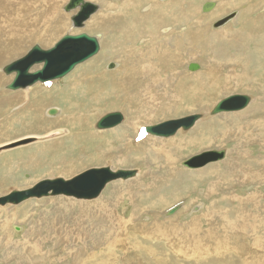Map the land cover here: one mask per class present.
<instances>
[{
  "label": "rangeland",
  "instance_id": "obj_1",
  "mask_svg": "<svg viewBox=\"0 0 264 264\" xmlns=\"http://www.w3.org/2000/svg\"><path fill=\"white\" fill-rule=\"evenodd\" d=\"M49 1L51 0H43L41 3L45 5ZM87 1L100 6L99 7L100 10H98L95 13V15L102 14L110 18L106 20L105 26L102 28L98 27L93 30H89L88 28L86 29L85 26L82 30H79V32L81 33L85 32L90 36H95L97 33L98 34L102 33L104 35V38L102 39L104 43L103 46H106L109 41H113L115 39L116 40L119 39L122 41V43H125L126 45H130V43H128L129 41L127 40V35L124 28L127 25H132L131 23L132 21L129 20L130 19L128 16L129 14H127V12H129L127 9H133L135 10L136 16H138V19H136L137 20L136 23L138 26V33H140V35H136L134 38L137 39L136 48L141 49L140 47L144 46L145 48L144 47L142 48L145 51V55H144L145 57L143 56L142 58V56H137L134 54L132 50L127 51V49L123 47L116 48L115 50L116 57L115 58L111 57L110 59H106L104 65H102L104 70L102 69L101 70L102 72L105 71L106 73L105 77H102L101 79H94L90 83L89 82L88 83L83 82V84L79 83V85H75L76 81L71 80L70 85L68 83L67 85L63 86V88L60 89L58 88L60 87L59 85L62 86L64 85V83H67L66 82L67 79L74 78L73 75L75 73H78L76 71L78 70V68L83 67L84 65H87L88 63L94 61L97 58V56L100 55V53L103 51L102 49L103 47H101V50L96 55V57L94 56V58L89 59L87 62L78 65V67L73 71L74 73L72 72L73 74L71 73L67 75L65 78L61 79L60 81L58 82L53 81L48 85L37 84L35 86L29 87V88L40 87V88L51 89V87L55 84L54 86H57V90H55V92L52 93V98L48 96L49 97L48 101L50 100L57 101L58 106L61 107L63 111L64 109L66 110L69 109L70 112H73V117L71 116L70 117L71 119L68 120L71 121L72 123L70 124L61 123L60 125H56V127H54L57 129L71 128V130H73L72 137L70 139H66L65 143H59V145L56 146H54L55 144L54 141L56 140L60 141L62 138L67 137L68 134L59 132L58 135L48 136L47 138H49V140L39 143L41 144V146L40 145L33 146L38 142V140L29 137L47 135L46 133L49 132L50 126L47 127L48 124H46L44 127L43 126L40 127L35 120V116H33L34 114L31 113V116L28 115L27 111H25L22 108H19V103L11 104L9 101L2 102L3 99L11 100V97H13V95L11 94L19 92L20 89L17 91H12L7 89L8 85L12 82L13 79L9 80L8 82H5V84H1L2 78L8 79L12 76L14 77L13 74L6 75L3 71H1V69L19 59H22V57L24 58L26 55L20 57L19 59L15 58L13 59V61L1 65L0 74L3 77L0 75V144H1L0 145V197L7 196L9 193L13 191H20L30 188L35 184H37L38 182H40L41 180H44V178L45 179L50 178V176H54L55 178L62 177L66 179H71L86 170H90L91 168L102 167V165L105 166V163L108 159L112 160L117 156L125 158V160H127V163L121 166L115 165L116 168L125 169V170H137V174L138 172H140L141 169L145 168V164H146L145 156L147 155V153L150 154L149 147L144 145L138 147L136 150L135 145H137L140 142L146 141L147 139L145 140L140 138L141 135L140 137H138V135L136 136L134 129L131 126H129V124L130 125L137 123L139 125L148 124L146 122L149 120L150 115H148V112H146L147 108L146 105L144 104L145 100L142 97L140 89L145 87V84H147L149 79L143 78L141 77V75L137 76L136 74V73L139 74L141 71H143L145 69L146 64L148 63H151V66L156 70V72L152 74V77H158L160 78V80L165 79V81H167L169 77L167 82L169 83V81H171L170 83L172 86V87L168 86L166 82L165 83L166 85H162V87L160 86L161 87L160 91L158 88H153L152 90L153 93L157 94V92L159 91V97L162 96L163 99L164 98L166 99V96L164 94L168 92L171 96L174 97L173 100L168 101L166 99L163 101L164 103L158 108L157 114L152 118V121L150 122L151 124L149 123L148 125H152V124L157 125L159 123H163L169 120L187 117L191 114H206L211 110V108L216 102L224 99L227 96L234 94H238V95L242 94L250 97H260L261 99L260 102L261 105L263 106L261 112L258 115L257 114L252 115L244 119L243 120L244 126H249V124L251 125L253 123L252 119L254 118H256V120L259 117L264 118V72L261 71V66L256 65L255 68L254 66L250 65V68L252 69L248 71V74H250L251 78L239 81L241 83L239 84L241 87L240 88L237 87L236 90H234L231 88L233 83L228 82L229 78L225 77L226 75L221 76L220 74H218L220 76L217 77L216 73L217 71L220 70L216 68L217 67L216 60L218 59V63L220 64L221 58L215 57L211 49L208 47V44L210 43V39L213 35L211 31L216 28L215 26L219 24L221 20L227 18L228 16L234 15V18L228 21L226 25L230 23V27L232 26L234 32H243L248 36L251 37L255 36V38H253L252 40H245L243 42L245 44L243 48H241L239 45H235L237 46L235 47L234 44H230L229 47H232L230 49L231 52L234 54H239L236 51L238 48L242 51L250 50V52H256L257 51L256 45H259L258 47H260V52L261 53L263 52V55L262 56L254 55L255 58L254 60L256 63L261 62L262 64L264 62L263 61L264 60V51H263L264 29L261 30L263 28L261 27L259 31H262V34H259V31L257 30L256 32L255 30L256 27H254L253 24H251L250 26L247 25L251 23L250 19H258L259 17L262 16L259 19L260 21L258 23H261L264 26V0H184V1L175 0V2L172 4L171 9L169 8V5H167L168 2L171 0H159V1H166L167 11L158 8L155 18L157 19V21H161L162 24L166 26V28L176 27V29H173L174 36H172V33L166 34V36L170 38L171 41L165 39V37L163 36L160 37L163 40V42L161 41V44L166 43V47L163 46L154 47V43L158 42L159 40L157 36L146 34L144 35L145 37L139 38L142 40L138 39V37L142 35L141 32H143V29H148L146 24L149 25V30H152L150 31L151 33L157 34V30H158L157 25H154L153 21H151L150 24L147 23L146 21H141L140 18L142 17V14H145V10H146L144 9L143 6L141 5L132 6V7L124 8L122 10V8L120 7V3H123L126 0H91V1L87 0ZM207 2L218 3V5H216L213 11L218 9L220 6H223L225 8L224 10L225 12L217 15L213 20L210 21L202 20L201 19L202 16L211 13V12L204 13L202 11V6ZM147 5L149 6V4ZM177 11H180L181 14L184 15V19L182 18L181 25L180 24L176 25L174 22V20H176L174 14ZM187 11H189V13H187ZM73 12H75V10ZM46 13H48V11ZM62 13L65 12L62 11ZM73 14L75 13H71L70 15L72 16ZM164 14H166V16H164ZM120 16L122 17L120 18ZM111 17L116 19L115 23L111 21L112 19ZM161 17H165V19L161 20L160 19ZM186 17L187 19H185ZM190 18L192 19L191 21H189ZM236 18L240 19V21L238 23H233L232 21H234ZM64 20H66L65 22L68 21L67 19ZM184 20L188 22V24L186 22H183ZM193 20L201 21V23H196ZM46 22L53 24L51 21L48 20L43 22L41 25V28L43 29H41L39 33H37L38 36L44 31L51 30L47 25H45ZM195 24H201V25H195ZM63 25H64L63 28H65L64 22ZM23 27H25V29L27 28L26 25ZM219 27L221 26H218V28ZM145 31L147 32V30ZM67 32L68 30L62 31L59 34L58 38L55 40L53 46H55L66 35ZM177 35L180 37H178ZM9 39H14V37ZM146 39H148L150 42L146 41ZM37 43L38 42L31 44V46L28 48L32 49L35 45H39L42 49L45 50L53 48V46L49 48H44V46H41V43L38 44ZM161 48H163L164 51ZM122 49H124L123 50L124 52L122 51ZM118 50L122 51L123 53L119 52ZM125 52L126 54L129 53L130 55L125 54L123 56ZM114 55L115 52H113V56ZM212 62H214V64ZM126 63L127 65L124 66L123 64ZM191 63L200 64L201 69L196 72L188 71L187 66ZM110 64H114L115 68L119 69V71L115 73L116 75L112 74L113 76L116 77V78L114 77V79L112 78L113 77L112 75H110L109 77L110 73L115 72L114 71L115 68L113 70H109ZM252 64L254 65L253 61ZM128 65L129 67H127ZM231 67L232 66L230 63L228 66L221 67V69L223 73H228ZM40 68H41L40 65L35 66L33 68V71L39 70ZM122 68H126V71L128 72L127 76H122V74L121 75L118 74L119 72L122 71ZM211 69H213V71ZM208 71L212 72L213 75L210 76L208 74H205ZM238 71H242L241 66L239 67ZM191 74L192 75L200 74V75L197 78H195L194 76H191ZM215 77L217 78L215 79ZM232 79L233 81L236 80L235 78ZM81 85L83 86L81 87ZM74 89L76 90V94L71 93L72 90ZM23 90L24 89H21L20 91ZM41 96H43V94ZM242 111L243 110L239 111L238 113ZM116 112L121 113L124 117V120L120 125L114 128L127 127L128 134L130 135V139H129L130 142L125 147L124 145H122V141L124 140L123 139L121 140V134L118 137H115V135L111 133L114 128H112V130L111 129L107 130L108 133L106 135H100V137L95 136L93 134L97 131V129L95 128V124L98 123V121L103 116ZM233 113L235 112H229L228 115L232 117V115H235ZM40 116L42 117V115ZM219 116L221 115L215 116V118H218ZM207 119L210 120L214 118L206 117L203 119L205 120L204 122L208 121ZM45 120H49V119L45 117ZM212 123L213 122L206 123V125L201 126L202 128H199V132H196L195 136L193 135L194 143L190 145L188 150L187 149L183 150L182 152L183 154L180 153L181 164L180 163L177 164V167L179 168L184 167L183 163H187V161H190L193 157H196L197 155L204 153L206 151H212V150L221 151V150L235 149L236 141L233 138L228 139L229 138L228 137L224 141L222 139H224V136L227 137V134L225 135V132L229 129L230 130L228 131V134L233 136V130L234 129L237 130L239 126L235 127V123L232 120L219 121L217 125L210 126ZM250 130L251 127L247 129V131ZM191 131L192 130L185 133L180 132L179 134L175 135L172 138L164 139L165 141L164 145L166 146V149L175 148L176 139L179 141L191 140L190 139V135L192 133ZM254 133L255 132H253V134ZM73 134L75 135L77 134V137ZM263 136L264 135H262L261 138L262 142H264ZM22 138L23 139L28 138V139L21 140ZM108 141H110L109 145H111V147H113L116 150H113V152L111 153L109 152V154L107 155L105 154L102 155L103 159H100L98 154L104 149V148L102 149L101 146L104 147ZM50 142L51 144L53 143L52 144L53 146L49 145ZM258 143L259 140H256L254 137H252L250 141H248L245 147H247L251 152L254 151L255 152L253 154L254 156H264V150L259 149V146L257 145ZM2 145H4V147ZM115 145L116 147H114ZM106 148H108L107 145ZM152 157L154 159L151 162H149V166L152 168V171H157L160 174L161 182L159 184V188H161V190L159 191L160 193H156L152 191L153 193L151 198L145 199L138 203L144 207L146 206L151 207L150 211L141 214L139 223L141 221L142 223L151 224L149 228H147L146 234H150L154 236L153 237L154 239L143 237L142 235L140 236V238L138 237L139 239L137 238L139 242L146 245V249L149 251L148 254L151 255L150 251L153 252L152 259L150 255L148 256V258L144 257L143 256L144 254L139 251L128 252L127 253L128 256H127L126 254L127 251L125 249H117V253H116L117 262L114 264H159L153 258V256H156L154 255L156 253L157 255H160L162 259L165 261L163 264H245L246 257L250 258L252 262H257V263L261 262L262 264H264L263 248L260 249L258 252H256L253 257V252H252L253 249L249 246L248 240L241 238L237 234H233V236L230 235L229 238L227 237L228 235L225 233V230H228L229 228L225 220H223L225 214H227L226 218L228 221L231 219H235L234 217L239 215L236 213V210L234 212L233 209L238 208L241 205V203L238 199H232L233 196L249 197L254 192H257L256 191L257 184L255 186V184L252 183V181L251 182L244 181L243 184L236 182L235 186L231 188L228 184H230L232 178H230V176L226 175L224 171L221 170V172L219 173V175L220 174L221 175L220 176L218 175L217 178L221 181V185L216 187V193L213 194V196L209 199L205 196L206 190L210 186V183H212L216 179L215 176L216 174H212L213 176H215L214 178L208 176L207 178L204 177L205 179L204 178L194 179L186 176H181V177H185V179L181 178L180 181L169 182L170 179L166 178L167 175L166 170L168 169H166V167H164L162 162H160V165L163 166L166 170L164 168L159 170L158 160L155 159L154 155H152ZM223 161L224 160L217 163L222 165ZM214 165L215 164H213V166ZM207 168H209V166L206 167V169ZM136 176L123 181L134 179L136 178ZM234 178L236 179L237 176L236 177L234 176ZM31 179H35V180L30 181ZM244 184L246 186H244ZM109 189L110 188L105 190L103 195L107 193ZM176 189H178L177 192ZM260 191L264 193V184L260 186ZM51 199L52 200L59 199V197L51 198ZM51 199L50 196L35 198V199L31 198L23 203L15 205V209H18L20 213L21 211H29L32 208L25 209L23 205H25L28 202H37V201H39L38 203H40L41 205V203L50 201ZM89 201L93 202L95 200H89ZM214 201H215L214 214L217 213V216L212 215V218L217 217L216 218L217 220L215 219L216 222H208L204 218V216L207 214L205 213L206 211L205 207L210 206ZM246 204L247 202L245 203V207L246 206L249 207H246L247 209L245 208L246 211H241V213L244 212L245 214L244 216L247 215L246 221L247 222L249 221L251 223H254V221H258V224L261 226L260 223L262 219H263L262 222H264V214H262L264 213V211L261 212L260 215H257L254 211L253 204L251 203H249L248 205ZM7 205L9 204H5V207H8ZM179 205H185L187 211L180 210L172 216L167 215L165 217L166 212H168L170 209L174 208L175 206H179ZM42 206H49L48 202L44 205H41V207ZM131 206L133 205H131L128 202L125 204L124 203L121 204V207L125 209L126 214L128 216H130L133 213V207ZM200 206H202L201 209ZM1 207H3V204L0 203V208ZM122 208H120V212L123 213L124 210ZM191 208L192 209L197 208L199 210L193 213ZM15 209H7L5 211H2V209H0V229L4 228L6 225H8V223L12 221L11 217ZM248 210L249 212H247ZM254 216L258 217L259 219L254 218ZM20 217L22 218V215H20ZM148 218H150V220ZM198 219L200 221V225L198 224L197 226H195V224L198 223L197 222ZM155 223L157 225L153 226ZM209 223L211 225H209ZM13 225H16V227L20 226L25 228L23 230H20V233L15 232L12 227L10 233H8V231L6 230L0 231V241H2V244L4 241L9 240L10 238H14V240L18 241L19 239L22 238L21 234L24 232V230L26 231L27 228L28 230L32 228L31 222H25L24 223L25 226L24 225L21 226L16 223H13ZM198 226L200 227L199 230H197ZM46 230L47 229H43L42 232L38 233L36 236H31L30 239L42 240L43 232H45ZM256 233H258L257 235L258 237L262 238L261 241H264V227H262V229ZM197 234H199V237L194 239V237ZM158 236L159 239H157ZM194 240L197 241V244L194 243L195 245L193 244ZM227 240H230V242H227ZM166 242L170 244L169 247H167L168 245H166L167 244ZM183 242H185V244ZM210 245H213L212 249L216 251V253L214 254L217 255L206 256L208 254H205L206 252L204 250L206 248H209ZM195 246H197L199 251ZM248 246L250 248L249 250L246 248ZM223 247H228L226 250L229 251L225 253V248ZM28 248L30 250H35V246L33 245L28 246ZM41 248H43L42 245L39 246V249ZM230 248H234L233 251ZM55 251L56 250H53V252ZM0 252H5V247H1ZM221 252L224 253L221 254ZM103 253L106 252L103 251ZM200 255L202 257H200ZM198 257H200L198 259L199 263L196 262ZM142 258H144L145 261H142L143 260ZM70 261L71 260L69 259L68 261H63L61 263H55V264H62V263L69 264ZM97 262L99 261L97 260ZM112 262H113V256L110 257L109 264H112ZM10 264H15V263H10Z\"/></svg>",
  "mask_w": 264,
  "mask_h": 264
},
{
  "label": "bare ground",
  "instance_id": "obj_2",
  "mask_svg": "<svg viewBox=\"0 0 264 264\" xmlns=\"http://www.w3.org/2000/svg\"><path fill=\"white\" fill-rule=\"evenodd\" d=\"M42 1L43 0H0V36H2V37H0V66L5 64V63H8L10 61H13V59H15V58L19 59L20 57L27 55L29 50L31 49V48L29 49L28 47H30L31 44H33V43H36V42L41 43V46H44V48L52 47L55 40L58 38L59 34L64 30L65 31L68 30L66 35L67 34H71V35L81 34V32H79L80 29H77V30L73 29V27L71 26L72 21L70 22L71 17L74 16L77 13V11H75V12L72 11L71 13H75L72 16L70 15L71 13L65 14L67 12L64 11L66 5L69 3L70 0H51V1L47 2V4H45V5L43 3H41ZM89 1H91V0H89ZM174 2H175V0H171L168 2L167 5H169L170 9H171L172 4ZM147 4H149V6ZM216 4L218 5V3H216ZM138 5H141L144 7V9H146L145 14H142V17L140 18L141 21H146L149 24L151 23V21H153L154 25H157V27H158L157 34H153L150 32L152 30H149V25L146 24L148 29H143V32H141L142 35L139 36L138 39L140 37H145L144 35H146V34L157 36L159 40H158V42L154 43V47H158V46L166 47V43L161 44V41L163 42V40L160 37L163 36V37H165V39L171 41V39L168 38L166 36V34L172 33V36H174L173 29H176V27L166 28V26H164V24H162L161 21H157V19L155 18V15L157 13L158 8L166 10V1L126 0L123 3H120V7L122 8V10L124 8H127V7L138 6ZM127 10L129 11V12H127V14H129L128 15L130 18L129 20L132 21L131 22L132 25H127L124 29L126 31L127 40L129 41L128 43H130V45H126L125 43H122L121 40L115 39L113 41H109L106 46H103L104 43H103L102 39L104 38V35L102 33H100L102 35V38L100 39V45H101V47H103L102 48L103 51L100 53V55L97 56V58L94 61L88 63L87 65H84L83 67L78 68V70H76L78 73H75L73 75L74 78L67 79L66 80L67 83H64V85H62V86L59 85L60 86V87H58L59 89L63 88V86L67 85L68 83L70 85L71 80L72 81L75 80L76 81L75 85H79V83H82V84H83V82H86V83L89 82L90 83L94 79H101L102 77H105L106 73H105V71L102 72V70H104L102 65H104L106 59H110L111 57H113V58L116 57V51H115L116 48H120V47L122 48L123 47V48L127 49V51L132 50L135 55L142 56V58H143V56L145 55V51L142 47H144V46L140 47L141 49H137L136 48L137 47V39H134L136 35H140V33H138V26L136 23L137 22L136 19H138V16H136L135 10H133V9H127ZM176 10H178V9H176ZM224 10H225V8L223 6H220L218 9H216L214 11L212 10L213 12L211 11V13H209L205 16H202L201 19L202 20H209V21L213 20V19H215V17L217 15L224 13L225 12ZM47 11H48V13H46ZM62 11H64L65 13H62ZM187 13H189V11H187ZM204 13H208V12H204ZM223 15H220V16H223ZM93 16L90 18V20L88 22H86V24H85L86 29L88 28L89 30H93V29L98 28V27L102 28L105 26L106 20L108 18H110V17H107V16L102 15V14L101 15L100 14L95 15L94 17ZM164 16H166V14H164ZM174 16L176 17V20H174L175 24L181 25L182 18L184 19V15H182L180 11H177V12H175ZM121 17L122 16H120V18ZM261 17H259L258 19H250L251 23L248 24L247 26H250L251 24H253V26L256 27V29H255L256 32H257V30L259 31V29H261V27H263L261 29V30H263L264 26L261 23H258L260 21L259 19ZM111 18H112L111 21L113 23H115L116 19L113 17H111ZM177 18H178V20H177ZM64 19H67L68 23L65 22L66 20H64ZM160 19L163 20V19H165V17H161ZM185 19H187V17ZM46 20L51 21L53 23V24H50L48 22L45 23V25H47L51 30H47V31L42 30L44 32L38 36L37 33H39V31L41 29H43V28H41V25ZM191 20L192 19L190 18L189 21H191ZM193 21L196 23H201V21H196V20H193ZM239 21H240V19L236 18L232 22L238 23ZM63 22L65 23V28H63L64 27ZM183 22H186V21L184 20ZM186 23L188 24V22H186ZM227 23L228 22L222 24L225 26L220 25L221 27H219V28L217 27L211 31V33H213V35L210 39V43L208 44V47L211 49V51L215 57L221 58L220 64L218 63V59L217 60L215 59L216 64H217L216 68H218V70H220V71H217V73H216L217 77H219L220 75L221 76L226 75L225 77L229 78L228 82L233 83L231 88L236 90L237 87L238 88L241 87L239 85V84H241L239 81L251 78L250 74H248V71L250 69H252V68H250V65L254 66L255 68H256V65H259V66H261V71L264 72V62L261 64V62L256 63L254 60L255 59L254 55H256V56L261 55L262 56L263 52L261 53L260 47H258L259 45H256V48H257L256 52H250V50L249 51H242L238 48L236 51L239 54L232 53L230 50L232 47H229L230 44H234V46L239 45L241 48H243V46L245 45L243 42L245 40H252L253 38H255V36L251 37V36L244 34L243 32H234L232 26L230 27V23L228 25H226ZM190 24H192V23H190ZM25 25L27 26L26 29H25V27H23ZM195 25H201V24H195ZM145 30H147V32ZM122 31H124V30H122ZM82 33H85V32H82ZM181 34H182V32H181ZM259 34H262V31H259ZM96 35H98V33ZM170 35H168V36H170ZM15 36H16V38H15ZM181 36H183V35H181ZM12 37H14V39H9ZM178 37H180V36H178ZM183 37H185V36H183ZM5 39H7V40H5ZM139 40H142V39H139ZM146 41L150 42L148 39H146ZM169 41H168V43H169ZM199 47H201V46H199ZM235 47H237V46H235ZM263 47H264V45H263ZM161 49L163 50V48H161ZM123 50L124 49H122V51ZM108 51H109V54H108ZM122 51H119V52H122ZM113 52H115L114 56H113ZM126 52L123 54V56L126 54ZM107 54H108V56H107ZM127 54L130 55L129 53H127ZM208 54H209V52H208ZM122 57H121V60H122ZM126 57H129V56H126ZM130 57H132V56H130ZM22 59H23V57H22ZM19 60H17V61H19ZM190 60H192V59H190ZM17 61H15V62H17ZM123 61H124V59H123ZM252 61L254 62V65L252 64ZM15 62H13V63H15ZM13 63H11V64H13ZM212 63L214 64V62H212ZM230 63L232 66L231 69L228 71V73H223L221 67L228 66ZM11 64H9L7 66H10ZM119 64H121V63H119ZM123 65L124 66L127 65V63L123 64ZM7 66L3 67L1 69V71L4 72V68H6ZM240 66L242 67V71H238ZM127 67H129V65ZM187 68H188V66H187ZM99 69H100V71H99ZM129 69H131V68H129ZM109 70H113V69H109ZM135 70H136V68H135ZM211 70L213 71V69H211ZM114 71L115 72L109 74V77H110V75H112V74L114 75L116 72H118L119 69L115 68ZM139 71H140V69H139ZM154 72H156V70L151 66V63H148V64H146L145 69L143 71H141L139 74L136 73L137 76L141 75V77L149 79L147 84H145V87L140 89L142 97L145 100L144 104L146 105V108H147L146 112H148V115H150L149 120L146 122L148 124L152 121V118L157 114V110L164 103L163 102L164 100L167 99L168 101H170V100L174 99V97L171 96L168 91H167L168 93L164 94L166 96V99L165 98L163 99L162 96L159 97V91L161 90L162 85L167 84L170 87H172V86L170 83L171 81H169V83L167 82L169 77H168L167 81H165V79L160 80V78H158V77H152V74ZM12 74L14 75V77L12 76L8 79L2 78L1 84H5V82H8L9 80H12V79L14 80L16 74L15 73H12ZM118 74H120V75L122 74V76H127L128 72L126 71V68H122V71L119 72ZM155 74H157V73H155ZM200 74H197V75L191 74V76H194L195 78H197ZM205 74H208L210 76L213 75V73L210 71L206 72ZM218 74H220V75H218ZM6 75H8V74H6ZM114 77L115 76H113L112 78L114 79ZM217 77H215V79ZM232 78H235L236 80L233 81ZM13 80H12V82H13ZM58 81H60V80H57L55 82H58ZM226 85H227V83H226ZM53 86L51 87V89L40 88V87L26 88L23 91H20L21 90L20 89L19 92L11 94V95H13V97H11V100L10 99H3L2 100V102L9 101L11 104L19 103V108H22L25 111H27L28 115L31 116V113L34 114L33 116H35V120L40 127L41 126L44 127L46 124H48L47 127H49V126L51 127V125H52L51 128L49 127V132L46 133L47 135L29 137V138H33V139L38 140V142L36 144L33 143L34 144L33 146H38V145L41 146V144H39V143L46 141V140H49V138H47L48 136L58 135L59 132H61V133L63 132L64 134H68V136L65 138H62L60 141L58 140L59 142L57 140L54 141L55 142L54 146L59 145V143H65L66 139H70L72 137V131L73 130H71V128H62V129L54 128V127H56V125H60L61 123H67V124L72 123L71 121H68V120L71 119L70 118L71 116L73 117V112H70L69 109L68 110L64 109V111H63L61 109V107L58 106L57 101H54V100L48 101L49 97L52 98V93L55 92V90H57V86H54V87ZM82 86L83 85H81V87ZM153 88L159 89L157 94L153 93V91H152ZM7 89H8V87H7ZM75 89L72 90L71 93L76 94L77 89L76 90ZM243 89H246V88H243ZM42 94H43V96H41ZM128 94H129V92H128ZM234 95H238V94H234ZM240 95H242V94H240ZM230 96H232V95H230ZM230 96H227L224 99L229 98ZM130 97H132V96H130ZM251 98H252V100L249 104L250 106L243 109V111L240 113H238L239 111H235V113H233L235 115H232V117L230 115H228V113H225V112L216 114L215 116L221 115L218 118H215V116H210L209 115L210 112L213 110V108H215V106L221 100L216 102L208 113L202 114L205 117H203L200 121H198L196 123V125L193 128L190 129V130H192L191 131L192 133L190 135L191 140H184L183 139L184 141H179L175 138L176 139L175 148L166 149V146L164 145L165 144L164 139H169V138H158V137H154L150 134H144L142 139H145V140L147 139V140L138 143L137 145H135L136 146L135 148L137 150L138 147H141L144 145L149 147L150 154L147 153V155L145 156V160H146L145 161L146 162L145 168L141 169L142 171L139 169L140 172H138L136 178H134V179H131L128 181L117 180V181H113V182L109 183L110 185L108 184L105 187V189L103 190V192L101 193L100 196H98L95 199H91V200H95L93 202L89 201L87 199L78 198L79 196L72 194L73 196H67L66 195L65 197H63L64 195H52V196H50V199L51 198H58V197H59V199H53V200L51 199L50 201H47L49 206H42L41 207V205H44L47 202H43V203H41V205H40V203H38L39 201L28 202L23 206L25 207V209H28V208H32V209H30L29 211H21V213L18 209H15V204L8 203L9 204V205H7L8 207H5V205H3V207L0 208V209H2V211H5L7 209H15V211L11 217L12 221L10 223H8V225H6L4 228H1L0 231L6 230V231H8V233H10L12 230L11 229V227H12L15 232L20 233V230H23L25 228V227L23 228L20 226L16 227V225H13V223H16L18 225L23 226L25 222H31L32 228L30 230H28V228L26 231L24 230L25 233L23 232L21 234L22 238L19 239L18 241L14 240V238H10L9 240L4 241L3 244H2V241H0V248L5 247V252H0V264H10V263H15V264H55V263H61L63 261H68L69 259L71 260L69 264H109V260H110L111 256H113L112 264H114L117 262V258H116L117 249H125L127 251L126 254L128 252H132V251H136V252L139 251V252L144 254V255L143 254H141V255L148 258V256L150 254H148L149 251L146 249V245L139 242L137 240V238L138 237L140 238L141 235L143 237H148V238L154 237L150 234H146V232H147L146 230H147V228H149V226L151 224L142 223L141 221L139 223L141 214H144V213L150 211L151 207L141 206L138 202H141L145 199L151 198L152 193H153L152 191H154L156 193H160L159 191L161 190V188H159V184L161 182V176L157 171H152V168L149 166V162H151L154 159L152 157V155H154L155 159L158 160V163H159L158 169L159 170L164 168V167H166V169H168V170H166L164 168L166 170V173H167L166 178L170 179L169 182L180 181L181 178L185 179V177H181V176H186V177L194 178V179L195 178H204V177L207 178L208 176L209 177L211 176L212 178H214L216 176V179L212 183H210V186L208 185L209 187L206 190L205 196L209 199L213 196V194L216 193V187L221 185V181L219 179H217L221 170L224 171V173L226 175L230 176V178H232L230 184H228L231 188H233L235 186L236 182L243 184L244 181L245 182H251L252 181V183H254L255 186L257 184V186H256L257 192H254L249 197L233 196L232 199H238L241 203V205L238 208L233 209V211L235 212V210H236V213L239 215L234 217L235 219H231L229 221L226 218L227 214H225L224 215L225 217L223 218V220H225V222L229 228L228 230H225V233L228 235L227 237L229 238L230 235L233 236V234H237L241 238L248 240L249 246L253 249L252 252H253V257H254L255 253L258 252L260 249L263 248V250H264V241H261L262 238L258 237L257 236L258 233H256V232H259L262 229V227H264L263 226L264 222H262L263 221V219H262V221L260 223L261 226L258 224V221H254V223H251L248 221L249 222L248 223L246 221L247 215L244 216L245 215L244 212L241 213V211H246L245 208L249 207V206L245 207L246 202H247L246 205H248L249 203L253 204L254 211L257 215H260L261 212L264 211V209H263V207H264V193L260 191V186H262L264 184V156H254L253 154L255 152L254 151L251 152L245 146L247 145L248 141H250V139L252 137H254L256 140H259V143L257 144L259 146V149L264 150V147H263L264 142H262V140H261L262 135H264V118H262V117L258 118L256 116L258 118L257 120H256V118H254V119H252L253 123L251 125L249 124V126H244V122H243L244 119H246L252 115H256V114L258 115L263 108V106L261 105V102H260V100H261L260 97H251ZM126 101H128V100H126ZM139 106H141V105H139ZM40 115H42V117ZM191 115H194V114H191ZM45 117L48 118L49 120H45ZM206 117H212L214 119H210V120L207 119L208 121L204 122L205 120H203V119ZM174 120H176V119H174ZM226 120H232L235 123V127L236 126H239V127L237 130H235V129L233 130V136L228 134V131L230 129L225 132V135L227 134V137L224 136V139H222V140L224 141L228 137H229L228 139L233 138L236 141V143H235L236 146H235V149L225 150L226 156L223 159L224 163L222 162V165L217 163L220 161H217V162L207 164L206 166L201 167V168L193 167L194 165L189 167V166H186L185 163H183L184 167H182V168L177 167V164H179V163L181 164L180 153H182L183 150H186V149L188 150L190 145H192L194 143L193 135L195 136V133L199 132V128H202L201 126H204V125H206V123H211V122H213V123L210 126H215L219 123V121H226ZM169 121H171V120H169ZM148 124L147 125H139L137 123V124H131V125L129 124V126H131L134 129L135 135L136 136L138 135V137H140L142 129L150 127V126H154V124H152V125H148ZM159 124H161V123H159ZM250 127H251V130L247 131V129ZM95 128L97 129V123L95 124ZM190 130H188V131L180 130L177 134H179L180 132H184V133L189 132ZM253 132H255V133L253 134ZM107 133H108L107 130H104V129L98 130L97 129V131L93 134L95 136L100 137V135H106ZM111 133H113L115 135V137H118L121 134V140L123 139L125 141V142L122 141V145H124V147L130 142L129 141L130 135L128 134L127 127L114 128ZM73 135H75V134H73ZM75 136L77 137V134ZM111 136H113V135H111ZM26 139H28V138H24V139L22 138L21 140H26ZM252 140H254V139H252ZM111 141H113V140H111ZM134 142H135V140H134ZM52 144H51V142L49 143L50 146ZM109 144H110V141H108L106 143L108 148H106V145L104 147L101 146L102 149L103 148L104 149L101 152L99 151L100 153L98 155H99L100 159H103L102 155H104V154L107 155V154H109V152L111 153V152H113V150H116L113 147H111V145H109ZM2 146L4 147V145H2ZM114 147H116V145ZM206 152H209V151H206ZM111 158H114V157H111ZM160 162H162L164 167L160 165ZM74 163H76V162H74ZM126 163H127V160H125V158L117 156L112 160L108 159L105 163V166L102 165V167H96V168L108 167L112 171L125 170V169L116 168L115 165L121 166V165H124ZM213 164H215V165L213 166ZM208 166H209V168L206 169V167H208ZM91 169H93V168H91ZM125 171H137V170H125ZM84 172H82V173H84ZM208 172H211V173H208ZM82 173H80V174H82ZM80 174H78V175H80ZM212 174H216V175L213 176ZM234 176L235 177L237 176V178L235 179ZM75 177H73L71 179H66V178H62V177L55 178L54 176H50V178H46V179L44 178V180H41L38 183L35 182L37 184H35L34 186H32L30 188H27L25 190H20V191H13V192H21V191H27L30 189H34L36 186H38V184L42 183L43 181H47V180L63 179L65 181H69V180L74 179ZM130 178H133V177H130ZM33 180H35V179H31L30 181H33ZM238 181H240V182H238ZM197 183H199V182H197ZM244 186H246V185L244 184ZM108 188H110L108 190V192L103 195L104 191L107 190ZM177 191H178V189H176V192ZM13 192H11V193H13ZM11 193H9L7 196H9ZM7 196L0 197V200L7 198ZM77 199H79V200H77ZM83 200H85V201H83ZM177 201H179V200H177ZM127 202L130 203L131 205H133V206H131V207H133V213L130 216H128L126 214L125 209L121 207L122 203L125 204ZM214 203H215V201L212 202V204L210 206L205 207L206 208L205 213H207V214L204 216V218L208 222H216L215 219L217 217L212 218V215L217 216V213L214 214V212H215ZM10 205L13 207H11ZM184 206L185 205H179V206H175V207H180L179 211L180 210L182 211V210L187 209L186 206H185V208H184ZM201 207L202 206H200V209H201ZM120 208H122L124 210L123 213L120 212ZM172 209H170V210H172ZM197 210H199V209L194 208V209H192V212L193 213L197 212ZM238 210L240 213L238 212ZM169 211L166 212L165 217L168 215ZM247 212H249V210ZM205 213H203V214H205ZM262 214H264V213H262ZM20 215H22V218L20 217ZM254 218L257 219L258 217L254 216ZM148 219L150 220V218H148ZM250 221H252V220H250ZM197 222L198 223H196L195 226H197L198 224L200 225L199 219L197 220ZM155 225H157V224L155 223L153 226H155ZM209 225H211V224L209 223ZM199 228L200 227L198 226L197 230H199ZM43 229H47V230L45 232H43L42 240H36V239L31 240L30 239L31 236H36L38 233L42 232ZM199 234H197L194 237V239L198 238ZM259 235H261V234H259ZM157 239H159V236ZM147 241H148V239H147ZM227 242H230V240H227ZM183 243L185 244V242H183ZM194 243L197 244V241L194 240L193 244ZM32 245L35 246V250H30L28 248V246H32ZM40 245H42L43 248L39 249ZM166 245H168L167 247L170 246L169 243H167ZM249 246L246 247L248 250L250 249ZM195 247L197 248V246H195ZM212 248H213V245H210L209 248H206L207 250L206 249L204 250L206 252L205 254H208L206 256L217 255V254H214V253H216V251L213 250ZM223 248H225V253H227L229 251V250H226L228 247H223ZM57 249L59 252L57 251ZM219 249H218V251H219ZM230 249L233 251L234 248H230ZM53 250H56V251L53 252ZM197 250L199 251L198 248H197ZM216 250H217V248H216ZM103 251H105L106 253H103ZM61 252H62V254H61ZM150 252H151L150 257L152 259L153 252L152 251H150ZM222 253H224V252H221V254ZM203 254H204V252H203ZM205 254H204V256H205ZM154 255H156V256H153V258H154V260L157 261V263L163 264L165 262L160 255H157V253ZM127 256H128V254H127ZM195 257H197V256H195ZM200 257H202V256L200 255ZM200 257L197 258L196 262H198V259ZM229 257H231V256H229ZM142 259H143L142 261H145L144 258H142ZM97 260L99 262H97ZM252 263L253 264H262L261 262H258V263L252 262L250 260V258H248V257L245 258V264H252Z\"/></svg>",
  "mask_w": 264,
  "mask_h": 264
},
{
  "label": "water",
  "instance_id": "obj_3",
  "mask_svg": "<svg viewBox=\"0 0 264 264\" xmlns=\"http://www.w3.org/2000/svg\"><path fill=\"white\" fill-rule=\"evenodd\" d=\"M216 3L207 2L203 5V12H211ZM77 13L71 17L72 26L75 29H83L86 22L99 10V6L86 0H70L65 7V12ZM234 15L221 20L215 27L230 21ZM101 34L90 36L86 33L77 35H65L53 48L45 50L39 45H35L28 54L19 61L4 68L8 75L15 73V79L8 86V90L16 91L26 89L37 84L48 85L49 83L61 80L75 70V68L93 58L100 52ZM41 66L39 70L33 71L35 66ZM115 65L110 64L109 69H114ZM199 64H189L188 70L199 71ZM252 98L247 95H232L221 100L210 112V116L225 112L241 111L249 106ZM203 117L202 114H194L176 120L167 121L158 125L144 128L145 134H150L158 138H171L180 130L188 131L193 128ZM124 120L121 113H111L102 117L97 123V129L109 130L120 125ZM226 151L204 152L185 163L186 166L201 168L207 164L221 161L225 158ZM137 175V171L118 170L112 171L108 167L93 168L77 175L74 179L65 181L63 179L47 180L38 184L34 189L21 192H13L7 198L1 199L0 203L5 205L12 203L18 205L31 198L48 197L52 195L73 196L87 200L95 199L101 195L105 187L117 180H126ZM73 194V195H72ZM180 207H175L169 211L168 216L179 211Z\"/></svg>",
  "mask_w": 264,
  "mask_h": 264
},
{
  "label": "snow or ice",
  "instance_id": "obj_4",
  "mask_svg": "<svg viewBox=\"0 0 264 264\" xmlns=\"http://www.w3.org/2000/svg\"><path fill=\"white\" fill-rule=\"evenodd\" d=\"M145 133H144V130L142 129L141 130V138H142V136L144 135Z\"/></svg>",
  "mask_w": 264,
  "mask_h": 264
}]
</instances>
